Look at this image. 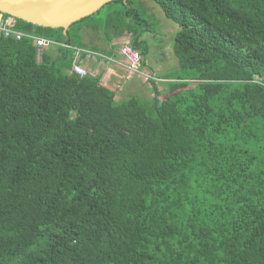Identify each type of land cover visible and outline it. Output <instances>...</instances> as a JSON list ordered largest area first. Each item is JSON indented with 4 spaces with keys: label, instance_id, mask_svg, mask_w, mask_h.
I'll return each mask as SVG.
<instances>
[{
    "label": "trees",
    "instance_id": "1",
    "mask_svg": "<svg viewBox=\"0 0 264 264\" xmlns=\"http://www.w3.org/2000/svg\"><path fill=\"white\" fill-rule=\"evenodd\" d=\"M150 1L179 27L151 100L72 72L100 12L68 37L16 20L41 54L0 38V264H264V0ZM134 3L94 29L143 67L159 22Z\"/></svg>",
    "mask_w": 264,
    "mask_h": 264
},
{
    "label": "crops",
    "instance_id": "2",
    "mask_svg": "<svg viewBox=\"0 0 264 264\" xmlns=\"http://www.w3.org/2000/svg\"><path fill=\"white\" fill-rule=\"evenodd\" d=\"M95 18L88 20L81 29L83 39L80 49L73 50L74 63L81 65L90 77L98 79L100 87L115 93V100L118 102H121V97H129L131 94L151 93V99H153L156 92L166 93L169 84L167 78L169 76L167 73L162 72L166 57L163 49L160 47L153 48L155 40L159 36V34L158 36L155 35L156 30L155 32L153 31L154 34L147 32L141 38V41L145 42L149 47V55L144 60V66H141V70L152 77L147 79L143 74L133 73L128 70V63L121 55L120 51L123 46H132L131 36L127 35L108 43L103 32L94 29L95 26L103 24V22L97 21ZM174 29L175 26L173 25L165 27L166 32L164 31L163 36L168 38L170 35L176 34L177 31L175 32ZM172 31H174L173 34H167V32L171 33ZM159 45H161L160 42ZM51 52L54 57L58 53L57 49H53ZM134 97L144 99L139 96Z\"/></svg>",
    "mask_w": 264,
    "mask_h": 264
},
{
    "label": "water",
    "instance_id": "3",
    "mask_svg": "<svg viewBox=\"0 0 264 264\" xmlns=\"http://www.w3.org/2000/svg\"><path fill=\"white\" fill-rule=\"evenodd\" d=\"M117 0H0V13L34 26L68 30ZM127 2V0H125Z\"/></svg>",
    "mask_w": 264,
    "mask_h": 264
},
{
    "label": "rangeland",
    "instance_id": "4",
    "mask_svg": "<svg viewBox=\"0 0 264 264\" xmlns=\"http://www.w3.org/2000/svg\"><path fill=\"white\" fill-rule=\"evenodd\" d=\"M135 3H134V7L136 8H139L140 11H143V8H146L148 13L146 16L143 15L142 13V16L144 18H153L155 17V19L158 20L159 22V25L157 26V28L155 29L156 30V35L158 36V38L155 40V43H154V46L153 48L155 47H160L161 49H163L164 51V54H165V60H164V63H163V69H162V72L163 73H167L168 76H170L172 74V72H175L178 67H179V63H178V60L174 57L173 55V40H174V35H170L168 38L164 37L163 34H164V31H165V27H169L171 25L175 26V29L174 31H178V26L176 24H174L173 22L167 20L163 14V11L155 4V3H152V1L150 0H133ZM144 6V7H143ZM112 7L111 6H108V7H105L101 12L100 14L96 15L95 19L97 21H100V22H104L105 18L107 17L108 13H109V10H111ZM153 9H155V11H153ZM151 25H152V22H151ZM153 27L156 26V25H152ZM174 31H172L171 33H168L167 34H173ZM166 32V31H165ZM177 33V32H176ZM172 38V39H171ZM161 45L158 46L159 42ZM139 95H129V97H121L120 98V101H123V100H126L130 97H134V96H139V97H142L146 100H151V93H138Z\"/></svg>",
    "mask_w": 264,
    "mask_h": 264
},
{
    "label": "built area",
    "instance_id": "5",
    "mask_svg": "<svg viewBox=\"0 0 264 264\" xmlns=\"http://www.w3.org/2000/svg\"><path fill=\"white\" fill-rule=\"evenodd\" d=\"M16 19L11 16L0 14V38L9 39L14 38L16 41H22L24 38H29L33 41L34 45L38 49V53L53 47L52 41L37 38L32 34L22 33L15 29ZM58 45V44H56ZM55 46V45H54ZM121 55L127 61V68L133 73L143 74L147 79L152 77L141 70L142 56L138 50H135L129 45H125L121 48ZM72 72L80 77H86L88 72L81 67V65L74 63Z\"/></svg>",
    "mask_w": 264,
    "mask_h": 264
}]
</instances>
